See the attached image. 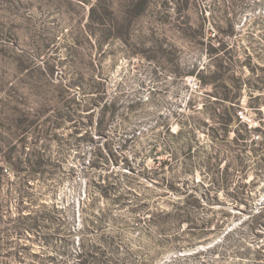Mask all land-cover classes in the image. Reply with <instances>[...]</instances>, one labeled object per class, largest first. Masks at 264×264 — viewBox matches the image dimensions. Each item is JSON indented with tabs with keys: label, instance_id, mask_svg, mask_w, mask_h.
<instances>
[{
	"label": "rangeland",
	"instance_id": "1",
	"mask_svg": "<svg viewBox=\"0 0 264 264\" xmlns=\"http://www.w3.org/2000/svg\"><path fill=\"white\" fill-rule=\"evenodd\" d=\"M109 1L120 17L127 6L135 5L139 9L126 42L110 37L102 45L96 38L91 39V44L87 43L82 29L88 5L85 4L84 10L79 9L81 0H0V153H8L15 159L24 149L32 159L35 154L47 159L48 172L42 177L27 178V183L34 193L33 200L35 194L46 191L41 201L56 202L65 208L66 222L72 233L73 243L68 246L72 257L79 250V206L96 197L94 211L97 212L114 198V190L109 198H98L94 184L114 185L116 182L120 188L142 192L145 179L139 173L152 165L156 155L152 148L157 147L161 152L162 156L158 157L167 159L171 154L179 157L191 134L198 152L197 162L203 151L211 154L216 151V146L204 145L207 139L198 123L202 119L198 109L209 87L201 86L196 75L181 79L170 72L176 57L194 61L200 68L205 62L198 39L189 29L182 32L181 26H187L188 17L187 24L196 25L201 22L203 13L208 16L218 5L226 6L228 16L236 13L240 17L234 22L227 41L230 47L253 53L251 64L257 65V75L262 78H257L256 74L251 76L248 67H243L246 90L239 104L243 114L260 125L256 126L253 139L260 140L256 135L264 137V0ZM251 3L255 7L247 8ZM215 30L213 26L205 29L211 36ZM152 33L170 51L165 58L144 57ZM73 44L76 50H72L71 57L69 49ZM239 57L242 59L243 54ZM190 101L194 111L187 107ZM110 102L118 105L115 112L106 109ZM130 104L136 109L129 111ZM189 113L197 117L191 124L184 125ZM102 116L105 124L99 132L97 123ZM162 123L169 124L168 132ZM180 125H183L184 135L176 138L172 133ZM125 137L130 138V142L123 148ZM260 157L264 158V151L259 144H254L243 154L241 164H233L230 184L247 186L243 197L247 206L245 210H242L244 203H240V208L229 206L231 215L225 217L223 231L236 226L249 211L256 212L264 206V161ZM228 159L231 160L230 156ZM95 161L97 166L93 164ZM18 165L22 168L25 163ZM202 172L203 168L197 169L191 179L188 177V184L200 181L205 186L210 185V177ZM22 176L15 179L18 183L12 185L6 201L0 198V264H51L53 262L30 256L42 249L44 259L45 254L55 253L42 239L32 231L22 236L15 232L18 224L15 188L25 180ZM12 179V172H8L0 187L1 194L10 188L7 180ZM218 197H224L222 191L218 192ZM33 200L23 203L22 213L39 208L40 202ZM110 211L112 219L102 233L114 239V204ZM222 233L196 246L168 251L154 264L177 256H187L177 264H249L248 259L241 257L243 249L258 244L264 247V225L254 231L245 227L217 252L190 256L218 242ZM131 236L133 247L138 248L135 234ZM90 241L97 242V236L91 235ZM25 247L27 254L22 258L5 256L11 251L21 254ZM58 264H68V260L63 259Z\"/></svg>",
	"mask_w": 264,
	"mask_h": 264
},
{
	"label": "trees",
	"instance_id": "2",
	"mask_svg": "<svg viewBox=\"0 0 264 264\" xmlns=\"http://www.w3.org/2000/svg\"><path fill=\"white\" fill-rule=\"evenodd\" d=\"M81 2L78 3L81 10H84L85 4L88 5L85 12L86 21L82 29L87 43L91 44L92 38H96L99 45L110 37L124 42L129 39L132 30L131 22L139 14L137 6H127L120 17L111 7L109 0H81ZM247 5L250 9L255 7L252 3ZM230 6L228 4V8ZM225 7L220 5L214 7L208 16L203 13L201 22L196 25L187 24L189 17L185 20L187 26H181L182 32L185 33L189 29L192 36L198 39L205 62L200 68V65L194 61L176 57L174 69L170 71L181 79L196 75L200 78L201 86L209 87L204 91V101L198 109L202 116L198 123L207 139L204 145L216 146L215 153L203 151L200 161L197 162L198 152L192 144L194 135L191 134L179 157L172 154L167 159L158 157L162 156L161 152L157 151V147L152 148L156 154L152 158V165L139 173L145 179L142 192L136 193L126 187L120 188L116 182L114 185L94 184L97 187L98 198L103 197L104 200L109 198L113 190L114 198L97 212L94 211L96 197L79 206L81 214V223L78 228L80 237L77 239L79 250L73 257L68 248L73 240L66 222L65 208L59 207L56 202L41 201L46 191L35 194L33 200L34 193L30 191L31 186L27 183V178L42 177L48 172L47 159L35 153H32V155L35 154V159H32L31 154L24 149L15 159L8 153H0V187L8 172H12L13 177L11 181L7 180V183L11 185L10 188L3 190L2 194L0 191V198L2 196L5 200L11 194L12 185L18 183L15 181L16 178L23 175L22 178L25 179L15 188V198L18 203L16 215L18 224L15 225V232L20 236L25 235L27 231L34 232L43 240V244L55 252L50 255L45 254L44 259V256H41L44 253L42 249L41 252L31 254L32 258L48 260L53 262L51 264H58L63 259L68 260V264H154L168 251L184 246H196L222 233L225 229V217L231 215L229 206L234 205L240 208V203H244L245 207L242 210H245L247 203L243 197L247 186L232 185L230 180L234 171L233 164H241L242 156L247 149L254 144H259L264 151V137L257 135L260 140L255 141L253 132L256 128H249L239 115L241 110L239 102L246 90L242 80L243 67H248L251 76L258 73L257 65L251 64L253 53L230 47L227 38H230L233 24L240 17L236 13L228 16ZM219 22L226 26H221ZM212 26L216 28L213 31L214 35H207L206 27ZM74 44L69 49L71 57L72 50H76ZM146 51L148 53L144 57L149 60H156L158 56L164 57L170 52L159 38L154 37L153 33L149 35V46ZM136 54L140 53L136 51ZM240 54H243L242 59L239 57ZM71 57L70 60L73 62L74 59ZM257 78L262 77L257 75ZM250 89L248 93L252 95ZM187 107L194 111L191 101L188 102ZM106 109H114L115 112L118 105L116 102H110ZM134 109H136L134 104L128 105L129 111ZM64 117L69 118L68 115ZM196 117L189 113L188 120H185L183 124H191ZM104 124L102 116L97 123L99 132L103 131ZM162 124L165 125V123ZM168 125H165L166 132L170 129ZM172 135L176 138L182 137L183 125H180ZM122 140V147H127L130 138L125 137ZM201 147L203 148V144ZM229 156L230 161H228ZM260 160L264 161V158L260 157ZM18 163H25V165L20 168ZM93 164L97 166L96 161ZM199 168H203L202 173L210 177V185L205 186L200 181L188 184V179H191ZM219 191H222L224 196L221 199L218 197ZM27 200L39 201V208L31 213H22L25 208L23 203ZM111 204H114V239L111 235L102 233L107 222L112 219ZM217 205L219 206L215 209ZM263 225L264 206L256 212L249 211V215L236 226L223 231L218 242L190 256L197 257L202 252L215 253L219 247L229 245L234 235L243 228L254 231ZM132 234H135L139 243L138 248L133 247L131 243ZM91 235H96L98 241H90ZM24 249L25 251H21V254L11 251L5 256L14 255L22 258L24 254H27V247ZM58 256L61 260H58ZM183 257L187 258V256H177L166 259L161 264H177ZM241 257L248 259L249 264H264V247L260 244L245 247Z\"/></svg>",
	"mask_w": 264,
	"mask_h": 264
},
{
	"label": "built area",
	"instance_id": "3",
	"mask_svg": "<svg viewBox=\"0 0 264 264\" xmlns=\"http://www.w3.org/2000/svg\"><path fill=\"white\" fill-rule=\"evenodd\" d=\"M195 86L197 87L198 85H195ZM239 115H240L241 120L243 122H245L248 125L249 128L255 129L256 126H260L257 120H255L254 118L243 114L242 110L239 111ZM253 137H255V136H253ZM256 137H258V136L256 135Z\"/></svg>",
	"mask_w": 264,
	"mask_h": 264
},
{
	"label": "water",
	"instance_id": "4",
	"mask_svg": "<svg viewBox=\"0 0 264 264\" xmlns=\"http://www.w3.org/2000/svg\"><path fill=\"white\" fill-rule=\"evenodd\" d=\"M211 243L209 242L208 244H207V246H209Z\"/></svg>",
	"mask_w": 264,
	"mask_h": 264
}]
</instances>
